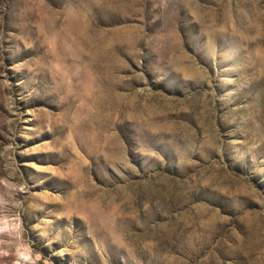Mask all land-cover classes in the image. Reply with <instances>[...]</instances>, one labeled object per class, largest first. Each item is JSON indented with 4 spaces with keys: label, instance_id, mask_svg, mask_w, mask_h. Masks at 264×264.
I'll list each match as a JSON object with an SVG mask.
<instances>
[{
    "label": "rangeland",
    "instance_id": "obj_1",
    "mask_svg": "<svg viewBox=\"0 0 264 264\" xmlns=\"http://www.w3.org/2000/svg\"><path fill=\"white\" fill-rule=\"evenodd\" d=\"M0 178V264H264V0H0Z\"/></svg>",
    "mask_w": 264,
    "mask_h": 264
},
{
    "label": "clouds",
    "instance_id": "obj_2",
    "mask_svg": "<svg viewBox=\"0 0 264 264\" xmlns=\"http://www.w3.org/2000/svg\"><path fill=\"white\" fill-rule=\"evenodd\" d=\"M0 184H3L5 188L9 190V192L17 190L13 185H10L8 181L2 178H0ZM19 190H22V189H19ZM5 204H6V201L4 199V195L0 194V208H2ZM8 223L9 221L7 217L0 216V225H2L0 226V233H4L5 231H7ZM16 226L21 227L22 225H16ZM0 243H3V242L0 241ZM5 254L6 253L0 251V255H5ZM39 258H40L39 255H37L36 260H38ZM21 260L25 262H30V264H35V260L33 259L30 253L26 254L25 252H20L19 258L16 260V264H21Z\"/></svg>",
    "mask_w": 264,
    "mask_h": 264
}]
</instances>
